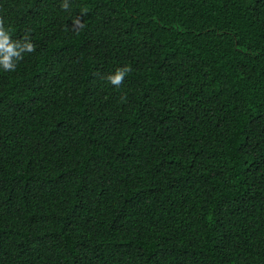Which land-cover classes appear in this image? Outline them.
I'll return each mask as SVG.
<instances>
[{"label": "trees", "instance_id": "trees-1", "mask_svg": "<svg viewBox=\"0 0 264 264\" xmlns=\"http://www.w3.org/2000/svg\"><path fill=\"white\" fill-rule=\"evenodd\" d=\"M0 23L34 45L0 69V264H264V0H0Z\"/></svg>", "mask_w": 264, "mask_h": 264}, {"label": "clouds", "instance_id": "clouds-1", "mask_svg": "<svg viewBox=\"0 0 264 264\" xmlns=\"http://www.w3.org/2000/svg\"><path fill=\"white\" fill-rule=\"evenodd\" d=\"M67 7V3L63 5ZM34 45L25 40L23 43L11 38L10 32L0 23V69L5 71L15 70L16 63L22 59V54L32 52ZM129 71L127 67L118 68L114 74L108 76V80L113 85H120L124 76Z\"/></svg>", "mask_w": 264, "mask_h": 264}]
</instances>
